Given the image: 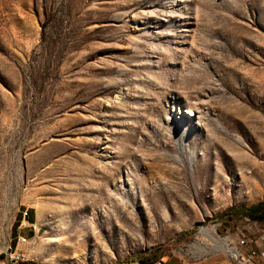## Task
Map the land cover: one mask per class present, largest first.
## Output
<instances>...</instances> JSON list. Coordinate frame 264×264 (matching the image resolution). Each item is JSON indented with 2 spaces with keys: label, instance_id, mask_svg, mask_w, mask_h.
Segmentation results:
<instances>
[{
  "label": "rangeland",
  "instance_id": "1",
  "mask_svg": "<svg viewBox=\"0 0 264 264\" xmlns=\"http://www.w3.org/2000/svg\"><path fill=\"white\" fill-rule=\"evenodd\" d=\"M252 226L264 0H0V264H238Z\"/></svg>",
  "mask_w": 264,
  "mask_h": 264
},
{
  "label": "built area",
  "instance_id": "2",
  "mask_svg": "<svg viewBox=\"0 0 264 264\" xmlns=\"http://www.w3.org/2000/svg\"><path fill=\"white\" fill-rule=\"evenodd\" d=\"M27 215V211L23 212L22 217L24 218ZM20 225H24L23 222ZM249 232L247 233H240L236 240L234 247L237 250V259L238 264H247L252 258L256 257H263L264 256V249L257 248V243L264 241V232L260 231L255 226H252ZM25 238H18L17 241H21ZM6 256L10 261L15 260H24L25 258L18 252L15 248L14 251L11 248L8 249ZM160 262L159 264H161Z\"/></svg>",
  "mask_w": 264,
  "mask_h": 264
},
{
  "label": "crops",
  "instance_id": "3",
  "mask_svg": "<svg viewBox=\"0 0 264 264\" xmlns=\"http://www.w3.org/2000/svg\"><path fill=\"white\" fill-rule=\"evenodd\" d=\"M37 213L36 211L33 212V214H31L27 220H25V218H19L17 222H23L26 221L28 224H34L37 222ZM16 228H19V226L17 225ZM34 230L36 231V228L34 227ZM263 232V231H262ZM257 248L259 249H264V241L258 242L257 243ZM161 264H171L168 263L166 261H163ZM247 264H264V256L263 257H256V258H252Z\"/></svg>",
  "mask_w": 264,
  "mask_h": 264
},
{
  "label": "bare ground",
  "instance_id": "4",
  "mask_svg": "<svg viewBox=\"0 0 264 264\" xmlns=\"http://www.w3.org/2000/svg\"><path fill=\"white\" fill-rule=\"evenodd\" d=\"M215 240V239H214ZM219 245L223 248V249H225L228 253H230V254H232L233 255V259H237L236 257H237V250H236V248L234 247V246H231V245H223V244H221V243H219ZM238 261V260H237Z\"/></svg>",
  "mask_w": 264,
  "mask_h": 264
},
{
  "label": "trees",
  "instance_id": "5",
  "mask_svg": "<svg viewBox=\"0 0 264 264\" xmlns=\"http://www.w3.org/2000/svg\"><path fill=\"white\" fill-rule=\"evenodd\" d=\"M260 206H261V204H258V205H256V206H253V207L250 208V211H251L252 213H257V212H259V210H260ZM246 211H247V210H246Z\"/></svg>",
  "mask_w": 264,
  "mask_h": 264
}]
</instances>
